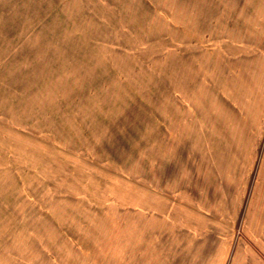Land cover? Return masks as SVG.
Wrapping results in <instances>:
<instances>
[{"label":"rangeland","instance_id":"1","mask_svg":"<svg viewBox=\"0 0 264 264\" xmlns=\"http://www.w3.org/2000/svg\"><path fill=\"white\" fill-rule=\"evenodd\" d=\"M252 10L0 0V264H203L264 143Z\"/></svg>","mask_w":264,"mask_h":264},{"label":"crops","instance_id":"2","mask_svg":"<svg viewBox=\"0 0 264 264\" xmlns=\"http://www.w3.org/2000/svg\"><path fill=\"white\" fill-rule=\"evenodd\" d=\"M251 1L253 3L256 0ZM259 1L264 3V0ZM252 11L250 16L247 15L248 22L253 24L252 20L256 17H264V10L258 14ZM251 99L257 100L255 96H251ZM251 104L256 107L253 113L264 116V103L252 101ZM254 143L248 159L251 167L243 170L241 175L243 182L240 191L245 197L240 206L236 204L235 209L238 210H235V225L226 226L230 227L228 229L210 231L212 236L208 240L209 250L207 251L206 244L203 249V264H264V143L260 145L259 140Z\"/></svg>","mask_w":264,"mask_h":264}]
</instances>
